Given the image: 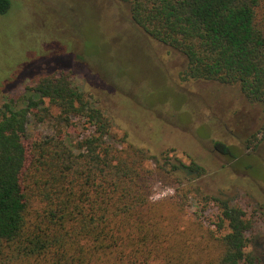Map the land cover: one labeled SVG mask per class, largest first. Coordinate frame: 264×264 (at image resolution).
<instances>
[{
  "label": "trees",
  "instance_id": "trees-1",
  "mask_svg": "<svg viewBox=\"0 0 264 264\" xmlns=\"http://www.w3.org/2000/svg\"><path fill=\"white\" fill-rule=\"evenodd\" d=\"M120 1L147 36L185 57L184 79L239 85L264 106V0ZM10 8L0 0V15ZM75 120L94 131L75 141L61 128ZM31 122L54 133L29 134ZM111 128L64 74L42 77L24 104L0 109V264H255L247 252L253 223L243 209L209 198L219 218L216 230H205L184 218L185 191L152 201L154 171L146 164L155 156L108 143ZM214 150L238 158L222 142ZM174 170L207 174L194 160L156 171Z\"/></svg>",
  "mask_w": 264,
  "mask_h": 264
},
{
  "label": "rangeland",
  "instance_id": "rangeland-1",
  "mask_svg": "<svg viewBox=\"0 0 264 264\" xmlns=\"http://www.w3.org/2000/svg\"><path fill=\"white\" fill-rule=\"evenodd\" d=\"M10 1L0 15V109L24 104L42 77L68 75L111 120L108 143L155 156L146 164L154 171L152 201L185 191L184 218L216 230L218 206L208 199L229 200L252 221L247 252L264 264V106L251 103L239 85L184 79L185 57L139 29L120 0ZM61 128L75 141L94 131L82 120ZM53 133L46 123L29 127L32 135ZM215 142L238 158L216 152ZM193 160L205 176L156 171Z\"/></svg>",
  "mask_w": 264,
  "mask_h": 264
}]
</instances>
